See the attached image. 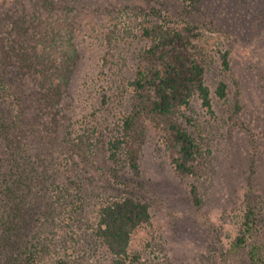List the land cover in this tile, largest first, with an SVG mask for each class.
I'll return each instance as SVG.
<instances>
[{"label": "rangeland", "instance_id": "1", "mask_svg": "<svg viewBox=\"0 0 264 264\" xmlns=\"http://www.w3.org/2000/svg\"><path fill=\"white\" fill-rule=\"evenodd\" d=\"M48 1L53 9L45 10L44 0H0V73L18 97L23 121L10 149L5 143L7 152L15 148L17 160L2 155L5 176L25 190L27 224L14 231L19 243L44 245L45 250L37 247L47 264L60 257L59 249L68 252L71 264H112L85 211L75 218L78 212L68 207L65 217L69 211L74 217L70 226L57 220L46 229L41 225L61 192L78 196L87 212L103 198L133 194L151 204L150 224L131 239L141 264H253L248 247L234 248L247 197L259 220L264 259V0ZM144 19L195 22L204 32L213 115L194 98L186 111L191 126L185 123L206 151L200 176L175 173L152 123L140 177L109 158L107 141L119 113L129 110L128 82L145 46L137 37ZM57 36L67 41L63 48ZM217 50L229 52L230 71L222 68ZM60 71L69 78L58 79ZM221 82L227 85L224 99L216 94ZM237 89L242 110L231 116ZM13 109L0 100L1 112ZM72 181L76 189L68 187Z\"/></svg>", "mask_w": 264, "mask_h": 264}, {"label": "trees", "instance_id": "2", "mask_svg": "<svg viewBox=\"0 0 264 264\" xmlns=\"http://www.w3.org/2000/svg\"><path fill=\"white\" fill-rule=\"evenodd\" d=\"M43 7L49 10L54 5L44 0ZM139 27L137 37L145 42V46L137 54L135 74L128 82L131 94L129 110L119 113L113 136L107 141L109 158L115 164L123 162L134 177H140V158L146 143L147 126L152 123L161 132L162 144L169 153L175 173L181 177L200 176L207 164L206 151L201 140L189 131L185 123L191 126L192 119L186 111L194 98H198L202 107L213 115L212 97L206 84L210 54L204 32L199 24L190 21L169 25L144 19ZM57 39L59 48L67 44L62 36H57ZM216 52L224 71H230L229 52ZM60 73L61 71L57 73L58 79L65 76L63 72L62 75ZM68 78L69 74L63 80ZM63 80L56 88L62 85ZM216 94L221 99L227 97V85L224 82L218 85ZM53 95L56 96V92ZM0 100L10 101L16 107L6 113L0 111V264H47L42 252L45 250L44 245L31 242L22 245L14 232L27 224L26 211L22 207L25 190L15 183V179L5 176L7 171L2 155L16 152L13 151L15 148L7 152L5 143L10 149L23 121L21 111L17 109L18 97L1 73ZM241 110L240 91L237 89L231 116ZM16 160L17 155H12V161ZM253 164L252 162V167ZM75 184L72 181L68 187L75 188ZM190 192L194 203L199 205L197 186L192 184ZM67 194L61 192L57 195L58 199L49 203L47 221L42 222V228L46 229L47 223L54 220H57V224L67 221L66 224L70 226L74 217L70 211L65 217L64 212L73 206V210L78 212L75 218L85 211L86 218L92 219L91 232L95 240L100 241L111 254L112 264H141V254L131 249V239L141 226L151 222L149 202L133 194L107 197L98 201L97 206L87 212L84 205H79L78 196L72 198ZM8 199L13 203L9 204L6 201ZM242 208L234 248L239 250L248 247L251 262L264 264L259 251L260 224L254 205L246 197L242 201ZM37 245L43 250H39ZM6 250L7 259L4 256ZM56 254L60 257L56 258L54 264H71L67 251L59 249Z\"/></svg>", "mask_w": 264, "mask_h": 264}]
</instances>
